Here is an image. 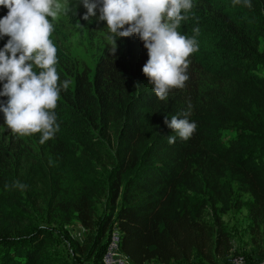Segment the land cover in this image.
I'll return each mask as SVG.
<instances>
[{
  "label": "trees",
  "instance_id": "trees-1",
  "mask_svg": "<svg viewBox=\"0 0 264 264\" xmlns=\"http://www.w3.org/2000/svg\"><path fill=\"white\" fill-rule=\"evenodd\" d=\"M192 3L189 19L177 31L195 36L198 51L188 57L185 88L172 89L168 102L159 101L142 72L149 54L135 35L117 40L115 55V43L105 44L91 77L87 68L77 70L67 51L57 56V73L70 86L55 109L60 131L43 146L62 157L75 143L111 161L109 211L99 226L98 245L106 238L101 257L113 224L130 264H171L223 250L226 233L219 229L215 234L202 214L209 199L222 202L227 175L251 197L249 213L264 236V166L245 153V138L223 141L219 132L232 122L252 131L259 127L254 121L247 124L253 110L264 113V76L253 72L264 67L258 47L264 40V0H249L250 8L244 0ZM8 12L0 5V19ZM189 103V119L198 128L187 141L177 138L169 144L174 131L164 123L165 116L170 123ZM34 135L39 140L42 134ZM6 161L7 151L0 146V169ZM72 202L79 222L92 229L88 197ZM44 243L42 230L31 236L0 233V264H56L40 253Z\"/></svg>",
  "mask_w": 264,
  "mask_h": 264
},
{
  "label": "rangeland",
  "instance_id": "rangeland-1",
  "mask_svg": "<svg viewBox=\"0 0 264 264\" xmlns=\"http://www.w3.org/2000/svg\"><path fill=\"white\" fill-rule=\"evenodd\" d=\"M59 2L62 9L57 19L49 17L53 25L50 39L57 47V56L67 51L77 70L87 68L91 77L104 45L114 43L113 34L106 22L96 18L84 21L86 9L82 3L76 16V0ZM9 39H0V49ZM258 47L264 52V40H259ZM253 72L264 76V67L258 66ZM251 116L247 124L254 121L259 125L254 130L232 122L224 124L219 132L223 141L245 138V153L264 166V113L254 109ZM4 120L0 113V146L7 151L6 164L0 169V233L31 236L42 230L45 243L40 246V253L49 263L100 264L106 238H101L98 245L99 226L109 211L106 196L111 161L75 143L67 147L62 157L55 156L35 135L18 136ZM107 147L113 153L112 147ZM223 183L226 187L222 202L209 199L202 218L215 234L219 229L226 233L228 245L223 250L171 264H264V236L261 225H255L249 213L251 197L229 175ZM80 195L87 196L91 204L92 229L82 226L73 210L72 199Z\"/></svg>",
  "mask_w": 264,
  "mask_h": 264
},
{
  "label": "clouds",
  "instance_id": "clouds-1",
  "mask_svg": "<svg viewBox=\"0 0 264 264\" xmlns=\"http://www.w3.org/2000/svg\"><path fill=\"white\" fill-rule=\"evenodd\" d=\"M80 3L86 9L84 21L106 22L115 43L113 55L121 38L135 35L143 42L149 60L142 72L159 101L168 102L172 89L185 88L188 57L198 51V44L195 36L186 38L177 29L189 19L192 0H76V16ZM244 4L251 7L249 0ZM0 5L9 10L0 19V39L10 37L0 49V98H7L0 99V113L13 133H41L39 143L44 144L60 131L55 109L61 92L70 86L57 73V47L50 39L53 25L49 17L57 19L62 4L59 0H0ZM191 109L189 103L188 110L173 115L170 123L165 116L164 123L174 131L167 138L169 144L177 138L187 141L196 132L198 125L189 119Z\"/></svg>",
  "mask_w": 264,
  "mask_h": 264
},
{
  "label": "built area",
  "instance_id": "built-area-1",
  "mask_svg": "<svg viewBox=\"0 0 264 264\" xmlns=\"http://www.w3.org/2000/svg\"><path fill=\"white\" fill-rule=\"evenodd\" d=\"M107 244L103 253L101 264H130L128 259L120 251L121 232L116 224H113L106 233Z\"/></svg>",
  "mask_w": 264,
  "mask_h": 264
}]
</instances>
